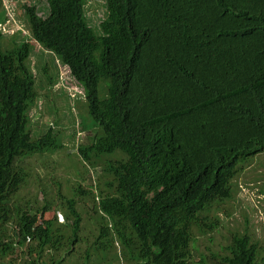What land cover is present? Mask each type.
Instances as JSON below:
<instances>
[{
  "label": "trees",
  "instance_id": "1",
  "mask_svg": "<svg viewBox=\"0 0 264 264\" xmlns=\"http://www.w3.org/2000/svg\"><path fill=\"white\" fill-rule=\"evenodd\" d=\"M103 1L98 26L87 0H46V15L24 5L33 39L83 88L99 129L79 146L81 159L96 167L117 153L103 166L99 195L88 193L99 197L101 223L86 262L91 250L107 255L117 247L112 264H207L193 260V230L219 226L217 219L204 223V215L234 197L240 162L264 153V0ZM3 38L0 29V260L37 242L30 254L40 262L64 246L73 252L82 217L75 200L62 197L67 224L57 216L45 221L47 206L20 213L17 242L8 232L11 195L28 178L17 161L55 152L62 141L52 127L34 139L30 113L40 93L33 48L26 41L4 50ZM77 191L87 195L83 186ZM259 254L250 235H236L214 264H258Z\"/></svg>",
  "mask_w": 264,
  "mask_h": 264
},
{
  "label": "rangeland",
  "instance_id": "2",
  "mask_svg": "<svg viewBox=\"0 0 264 264\" xmlns=\"http://www.w3.org/2000/svg\"><path fill=\"white\" fill-rule=\"evenodd\" d=\"M26 4L37 5L43 14L47 13L46 0H4V8L0 11L3 49H15L26 41L32 45L33 53L29 63L37 76L40 98L30 113L31 131L34 139H38L52 127L62 145L55 152L39 153L17 161L18 168L23 169L28 178L11 195L10 205L15 211V217L8 226V232L17 242L15 221L20 213L30 211L36 214L47 206L50 213L46 214L45 221L57 216L58 224H67L66 208L63 205L67 200L62 197L75 200L82 224L80 242L72 253L66 254L64 246L58 253L49 251L37 262V254L32 256L30 248L38 244L31 242L25 247L16 246L13 254L0 260V264H56L62 258V264H112L110 259L113 252H118L117 247L107 255L91 250L89 263L85 255L98 236L101 223L100 215L94 210L99 197L95 199L93 193H88L93 190L99 195L103 187V166L107 164L106 160H114L117 153L106 156L96 167H90L81 159L79 146L89 143L99 129L93 125L86 112L83 88L72 78L66 66L33 39L24 9ZM103 4V0H87L86 10L92 25L100 24L104 15ZM184 8L189 12L186 6ZM48 77L54 78L53 86H50ZM106 86L107 83L103 81L99 87L102 99L106 98ZM240 166H244V169L234 179V197L217 206L219 210L216 212L212 210L204 215L208 219H203L204 223L217 219L219 226L213 231L207 227L193 230L192 256L195 263L203 258L207 264H214L229 254V247L236 235L248 234L260 247L258 264H264V153L243 160ZM80 186L87 190L86 196L77 191ZM64 229L66 238H69L71 229Z\"/></svg>",
  "mask_w": 264,
  "mask_h": 264
},
{
  "label": "built area",
  "instance_id": "3",
  "mask_svg": "<svg viewBox=\"0 0 264 264\" xmlns=\"http://www.w3.org/2000/svg\"><path fill=\"white\" fill-rule=\"evenodd\" d=\"M1 25V24H0ZM1 29V28H0ZM2 30V29H1ZM3 31V30H2Z\"/></svg>",
  "mask_w": 264,
  "mask_h": 264
}]
</instances>
